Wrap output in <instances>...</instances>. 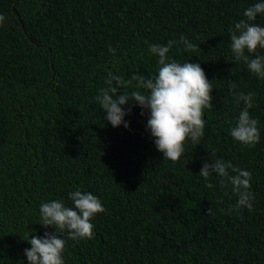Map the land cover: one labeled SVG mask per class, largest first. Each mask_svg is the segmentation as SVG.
Returning <instances> with one entry per match:
<instances>
[{
    "label": "trees",
    "instance_id": "trees-1",
    "mask_svg": "<svg viewBox=\"0 0 264 264\" xmlns=\"http://www.w3.org/2000/svg\"><path fill=\"white\" fill-rule=\"evenodd\" d=\"M256 2L0 0V264H28L25 239L54 231L37 223L39 206H72L76 190L106 211L93 218L92 239L59 237L65 264H264V79L234 60L229 31ZM255 23L264 26V15ZM182 35L199 49L177 45L169 59L200 63L213 107L200 144L189 140L173 163L156 149L146 110L133 105L129 127L113 128L95 97L108 72L154 76L149 45ZM229 82L255 93V146L229 134L243 107ZM212 154L252 173V211H230L231 185L199 175Z\"/></svg>",
    "mask_w": 264,
    "mask_h": 264
},
{
    "label": "clouds",
    "instance_id": "clouds-1",
    "mask_svg": "<svg viewBox=\"0 0 264 264\" xmlns=\"http://www.w3.org/2000/svg\"><path fill=\"white\" fill-rule=\"evenodd\" d=\"M264 15V0L253 3L243 12V18L234 24L230 31V48L234 60L245 64L257 78L264 79V56L257 49H264V26L255 23L258 16ZM5 17L0 14V26ZM177 45L184 51H195L194 45L185 37L168 40L166 44H151L149 51L158 57L159 65L154 76L146 78L142 74H133L130 79L107 73L105 84L95 97L104 112V119L113 128L129 124L124 117L131 107L139 106L144 115L149 113L147 130L154 138L156 149L163 158L173 163L180 161L185 152V144L190 140L194 145L200 144L204 136L206 121L205 109H211L213 87L200 63H184L170 60L168 53ZM109 51L114 49L109 46ZM236 84L229 82V92L237 105L243 104L235 125L229 129L230 136L242 145L255 146L260 142L261 133L258 120L250 114L254 106L255 93L236 91ZM129 89H133L129 91ZM128 106L127 111L122 106ZM219 178L221 187L231 185L237 201L230 211L246 208L253 210L254 193L251 191L252 173L233 165L231 161L216 158L205 162L199 175L205 180L211 175ZM211 188L212 184H207ZM72 206H66L63 200L57 199L42 203L38 210V222L45 229L43 237L31 236L25 239L31 247L24 250L28 264H65L64 251L68 239H92L94 235L93 218L106 211L101 200L91 192L76 190L69 193ZM211 209L209 208L208 212Z\"/></svg>",
    "mask_w": 264,
    "mask_h": 264
},
{
    "label": "water",
    "instance_id": "water-1",
    "mask_svg": "<svg viewBox=\"0 0 264 264\" xmlns=\"http://www.w3.org/2000/svg\"><path fill=\"white\" fill-rule=\"evenodd\" d=\"M11 10H12V12L15 14L16 19H17V21H18V23H19V25H20V27H21V22H20L19 16H18L17 13L15 12L13 6H11Z\"/></svg>",
    "mask_w": 264,
    "mask_h": 264
}]
</instances>
